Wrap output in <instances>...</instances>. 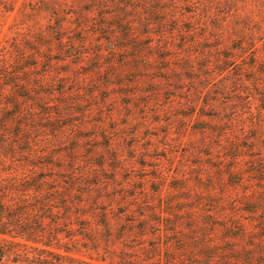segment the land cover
<instances>
[{
	"label": "trees",
	"instance_id": "obj_1",
	"mask_svg": "<svg viewBox=\"0 0 264 264\" xmlns=\"http://www.w3.org/2000/svg\"><path fill=\"white\" fill-rule=\"evenodd\" d=\"M118 1L0 0V18L17 10L10 27L15 29L14 37L21 31L32 32L27 39L6 41L8 47L0 49V264H264V223L260 226L253 220L247 222L236 212V208L249 203L245 201L254 192L264 193V187L233 192L246 182L242 169L235 163L246 160L256 164L258 157L242 152L244 148L252 152L264 150V134L253 137V142L261 139L257 146H243L233 132L238 131L239 123L246 117H238L235 109L237 116L233 113L227 119L221 118L217 100H205L211 97L213 84L227 89L237 83L235 70H248L253 76L247 83H254L260 90L259 114L264 116V48L259 44L264 37L252 21L229 32V39L235 44L226 47L231 53L216 58L205 56L211 64L202 67L211 69L212 74L206 77L211 82L196 89L197 100L191 103L194 109L183 115L193 125L202 124L196 128L202 133L199 146L206 147L215 141L216 148L212 150L221 152L219 157L203 153L217 162L206 163L209 172L196 176V183L205 192L191 191L183 184L172 185L159 175L161 170L156 167L158 173L136 180L155 181L159 187H151L152 183L150 188L129 185L131 191L123 194L108 185L113 179L102 174L104 163L100 155L75 147L61 153L59 147L50 144L57 132L65 130L61 124L69 116L67 92L56 86L65 83L72 71H58L57 67L71 64L75 55L69 50L84 43L83 39L67 35L72 27L69 25H75L79 31L89 26L69 19H90V13L98 10L100 19L117 20L125 26L115 21L101 22L99 27L105 31L121 29L120 38H143L141 42L150 46V37L164 36V30L156 33L155 28L175 24L186 17V6L197 8L202 4L198 0H135L141 1L133 7L139 14L136 22L130 17L104 14L111 3L125 6L124 12L130 10V6ZM125 1L128 4L133 0ZM78 3L86 4L82 7L83 16L62 11ZM38 11L49 15L47 23L31 18ZM185 12L199 15L195 11ZM138 24L143 26L144 33L138 31ZM172 30L175 32V27ZM212 30L222 29L215 26ZM188 32L195 33V29ZM248 55L251 61L241 67ZM137 58L134 55L133 59ZM176 75L162 78L181 82L183 78ZM46 96L49 102L45 101ZM253 98L249 95L245 102ZM185 101L190 105L189 100ZM241 107L246 109V105ZM206 109L216 110L218 115L207 114ZM34 132L40 135L34 136ZM239 132L243 134L241 129ZM229 149L235 153H228ZM261 160L264 162V154ZM261 174L264 168L248 172L249 177ZM179 179L185 181L186 176ZM259 182L264 183V178ZM259 200L264 203V198Z\"/></svg>",
	"mask_w": 264,
	"mask_h": 264
},
{
	"label": "rangeland",
	"instance_id": "obj_2",
	"mask_svg": "<svg viewBox=\"0 0 264 264\" xmlns=\"http://www.w3.org/2000/svg\"><path fill=\"white\" fill-rule=\"evenodd\" d=\"M198 1H201V6L197 8L186 6L184 10L195 11L199 15L184 11L186 17L175 24L167 23L163 29L155 28L156 33L164 30L162 32L164 36L150 37L149 40L152 41L150 46L141 42L143 38L138 40L122 39L123 36L120 38L119 35L123 34L121 29L112 28L105 31L99 27L101 22L118 21L100 19L98 10L90 13V19L86 18L80 22L78 17L69 19L77 25L89 26L85 27L84 31H79L75 25H69L72 27L67 35L73 39H83L85 44L71 45L73 47L69 51L75 55L72 63H62L57 67L58 71H72L71 75L64 79L65 83L56 86V89L64 88L67 92L65 100L69 102L66 110L69 116L61 124L65 130L57 132L50 144L59 147L57 150L61 153L75 147L86 153L100 155L104 163L101 167L102 174L112 177L113 180L108 185L117 187L120 193L128 194V191H131L129 185L150 188L152 183L151 187H159L155 181L142 183L136 180L137 177L158 173L155 172L156 167L161 170L159 175L166 177L172 185L183 184L190 187L191 191L203 192L200 184L196 183V176L209 172L210 167L206 163L217 165L215 159L206 158L203 154H213V157L221 155L220 151L212 150L216 148L215 141H210L206 147L199 146L202 133L196 128L202 124L193 125V122L185 119L183 115L193 111L194 106L191 103L197 100L196 89L211 82V79L206 78L212 74L211 69L202 67L211 64L205 56L216 58L223 53H231L226 47L235 45L229 39V32L233 27L247 25L252 21L260 29V35L264 37V0ZM118 2L130 6V10L124 12L125 6L116 7L111 3L104 14H115L120 15L121 19L130 17L133 21H139L137 18L139 14H136L133 7L134 4L139 6L141 1L133 0L128 4L125 0ZM84 5L86 4L69 5L62 11L83 16ZM16 14L17 10L0 18V49L8 47L9 42L7 44L6 41L27 39L32 33L29 30L21 31L17 38L14 37L12 31L15 29L11 30L10 27L14 24ZM31 18L43 24L50 19L47 13L40 11ZM122 26L125 28L123 24ZM215 26L222 30L213 31ZM174 27L176 30L172 32ZM190 29H195V33H189ZM138 31L145 32L140 25ZM206 36L209 39H205ZM186 40L187 45L184 46ZM259 44L264 48V42L261 41ZM182 47L183 50L180 51ZM134 55L138 58L133 59ZM248 61H251L249 55L241 67ZM163 68L170 70L164 71ZM234 73L238 74L235 85L230 84L223 90L213 84V93L205 100L209 98L217 100L216 105L220 109L221 118L227 119L233 113L237 116L236 111L238 117H246L241 120L240 126L237 127L238 131L233 134L238 136L243 146L255 147L261 139L253 142V137H261L264 134V116L259 114L261 102L258 93L261 92L254 83H247L253 72L237 69ZM176 74L180 75L184 82L172 79L165 81L162 78H174ZM234 77L236 76L227 78ZM246 92L255 97L249 100L250 104L245 102L249 96ZM216 93H219L217 94L219 97L215 96ZM44 99L49 102L47 96ZM56 99L63 100L60 97ZM185 99L189 100L190 105ZM241 105H246V109ZM184 106L187 108H183ZM249 107L251 110H248ZM238 108L243 111L238 112ZM217 112L213 109L205 110L207 114L218 115ZM243 126L246 127L244 130ZM34 134L40 135L35 132ZM89 136L94 138L89 139ZM262 141L261 145H264V139ZM228 153L235 152L229 149ZM242 154L256 156L259 160L256 164H250L246 160L235 163V166L242 169L246 182L233 192L241 193V190L245 189L258 191L259 187H264V183L259 182L260 178H264V174L249 177L248 172L264 168V162L261 160L264 150L252 152L249 148H244ZM174 176L176 178H173ZM180 176H186V180L179 179ZM122 185H126L124 189L120 187ZM257 196H260L259 199L264 198V193L254 192L253 196L245 201L249 203L236 208V212L240 217L247 219V222L253 220L255 225L261 226V223H264V203L257 199Z\"/></svg>",
	"mask_w": 264,
	"mask_h": 264
}]
</instances>
